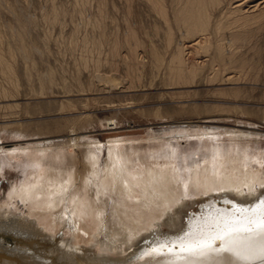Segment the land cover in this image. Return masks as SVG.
Wrapping results in <instances>:
<instances>
[{"label":"rangeland","instance_id":"rangeland-1","mask_svg":"<svg viewBox=\"0 0 264 264\" xmlns=\"http://www.w3.org/2000/svg\"><path fill=\"white\" fill-rule=\"evenodd\" d=\"M186 1L0 0L1 214L37 224L66 251L86 246L115 258L82 216L71 212L52 227L29 216L20 198L6 204L9 191L41 169L36 150H45V171L75 169L82 178L92 150L102 179L110 149L120 146L134 169L168 161L186 182L193 166L240 143L264 175V0H202L200 18L183 26ZM257 189L261 199L264 187ZM204 200L185 195L182 224ZM172 228L160 229L178 232Z\"/></svg>","mask_w":264,"mask_h":264},{"label":"bare ground","instance_id":"bare-ground-1","mask_svg":"<svg viewBox=\"0 0 264 264\" xmlns=\"http://www.w3.org/2000/svg\"><path fill=\"white\" fill-rule=\"evenodd\" d=\"M197 2L200 5L202 0H187L184 3L178 12L181 13L180 24L185 25L200 18ZM188 46L191 47V45ZM110 125H116V123L111 122ZM249 149L248 145L239 143L236 148H231L225 153L216 152L214 159L193 166L186 182L183 181L181 172L174 171L175 166H171L167 160L164 163H151L144 169H134L133 155L125 152L126 150L120 146L110 149L102 179H100L99 155L92 150L89 153L86 152L84 168L86 175L82 178L80 172L78 173L75 169L62 172L57 171L56 167H50L45 171L43 167L45 161L43 163L42 160L45 150L38 149L37 153H34V163L41 169L32 179L14 186L7 194L6 204L20 198L30 204L29 216L35 215L39 221L42 218L52 227L62 222V216L70 215L71 212L82 216L90 224L87 227L89 232L93 229L98 230V233L94 235L97 244L105 247L104 250L108 252H117L119 256L101 257L94 254V248L86 246H78L73 251H66V242L44 234L43 228L39 229L37 224L31 227V222L22 219L10 220L9 216L0 213L3 225L0 239L4 241L0 242V264H15V260L18 264H90L91 262L97 264H229L230 254L228 253H210L207 257L191 256L181 250L180 238H184L187 243L189 239L195 238L201 232L215 234L217 223L222 224L225 220L236 223L246 215L251 216L252 212L239 211V209L256 210L260 201L264 200V194L261 199H257L258 195L262 194L257 189V185L264 187V175L260 171L251 169L249 164L252 156ZM136 155L138 157V153ZM78 178L83 181V184H75ZM189 193L206 200L190 217V223L182 224L181 206L183 207V202L185 203L183 201L185 195ZM105 194L110 195V200H113L111 204H108V201L105 203L106 199L103 197ZM226 195L237 198V202L234 203ZM76 218L73 220L76 221ZM76 224L77 227L82 224L81 220ZM8 225L12 226L8 227ZM164 225L171 226L172 230H178V232L165 235L160 229ZM156 227H159V232L154 236ZM73 230L78 238L86 234H80L78 228ZM23 234L26 236L23 237ZM161 244L175 246L172 247L171 252L165 248L159 254L146 255ZM221 246L222 242L219 240L214 244L217 249ZM125 251L129 252L128 256L123 255ZM73 259L79 260L73 262ZM230 264H258V262L236 260L233 257Z\"/></svg>","mask_w":264,"mask_h":264},{"label":"snow or ice","instance_id":"snow-or-ice-1","mask_svg":"<svg viewBox=\"0 0 264 264\" xmlns=\"http://www.w3.org/2000/svg\"><path fill=\"white\" fill-rule=\"evenodd\" d=\"M239 211H250L252 215H246L236 223L228 220L223 221L222 224L217 223L215 234L201 232L187 243L184 238H180L181 250L195 257H207L210 253H228L229 264L233 257L236 260H250L264 264V200L260 201L256 210L239 209ZM217 240L222 242V246L218 249L214 247ZM174 246L161 244L146 255L159 254L165 248L171 252Z\"/></svg>","mask_w":264,"mask_h":264}]
</instances>
